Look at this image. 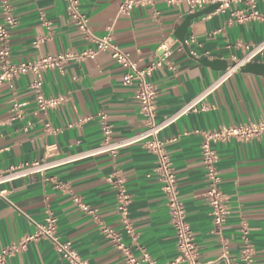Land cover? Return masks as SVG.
I'll return each instance as SVG.
<instances>
[{"label":"crops","instance_id":"obj_1","mask_svg":"<svg viewBox=\"0 0 264 264\" xmlns=\"http://www.w3.org/2000/svg\"><path fill=\"white\" fill-rule=\"evenodd\" d=\"M7 1L18 22L10 30L13 63L93 47L73 25L64 0ZM79 2L93 35L103 38L111 33L140 70L154 65L163 43H170V58L147 78L157 89L158 121L178 112L223 73L203 64V58L238 64L247 56V47L264 41V0L257 3L263 16L260 20L239 22L234 12L242 6L227 3L192 21L185 44L175 36L192 14L185 1L139 4L131 15H120V0ZM3 19L0 0V25ZM252 62L264 64V51ZM123 75L109 52L49 70L44 74L42 92L47 99L62 101L47 111L38 107L32 75L20 77L12 88L8 84L0 88V175L11 167L73 158L42 173L0 182V254L33 235L35 223L43 224L50 211L58 221L60 240L71 243L83 260L89 264H127L123 251L106 238L94 215L81 210L75 201L80 198L102 224L122 233L123 243L139 264H174L177 237L156 172L157 157L142 142L123 147L114 156L86 155L102 142V116L112 127L113 141L134 137L145 129L135 87L125 86ZM15 103L19 110H13ZM263 119L264 76L239 70L203 101L200 110L185 114L160 133L201 262L222 255V238L237 260L244 247L245 227L252 245L251 264H264V139L214 145L221 190L229 209L226 223L215 233L206 198L209 185L202 160L204 137L200 134ZM114 177L122 179L131 196L132 234L126 233L118 212ZM7 264L66 261L52 243L39 240L10 253Z\"/></svg>","mask_w":264,"mask_h":264},{"label":"built area","instance_id":"obj_2","mask_svg":"<svg viewBox=\"0 0 264 264\" xmlns=\"http://www.w3.org/2000/svg\"><path fill=\"white\" fill-rule=\"evenodd\" d=\"M68 5L69 17L73 25L84 35L85 39L93 44V47L85 49L79 53L67 52L58 55L47 56L37 61L28 63H13L10 50V30L18 24L13 13V7L7 0H2L3 8V23L0 25V88L4 84H8L11 88L17 79L25 75H32L33 81L31 88L36 93V101L40 110L47 111L60 104L61 99L45 98L42 89L44 84V74L52 69H62L68 62H83L89 59H95L101 53L109 52L114 61L123 70V84L127 87H135V98L137 99L141 114L144 116L145 129L138 135L119 141L112 140V127L107 122L105 116L101 117L102 121V142L99 147L86 155H100L116 153L128 145L142 142L145 148L157 157L156 172L160 175L163 191L167 198L171 223L175 229L178 246V256L174 264H251L253 262L252 245L248 238V230L244 227L242 233L244 238V247L239 258L236 260L230 255L226 239H221L223 246L222 255L213 261L201 262L199 260L198 246L195 242L193 232L187 222V212L183 202L179 198L178 180L175 174L173 163L170 155L165 149V143L160 139V133L175 123L179 118L189 112L200 110L203 101L222 83L231 78L240 70L241 66L252 62V60L262 51H264V41L255 46L247 47L248 54L243 61L235 67L228 68L220 77L208 88L203 90L192 101L184 105L175 114L165 117L163 120H157V89L148 81V76L152 72L162 67L170 58L172 51L171 45L168 42L161 46L160 59L146 70H140L137 63L133 61L129 52L123 50L114 42L113 36L110 33L106 37L97 38L93 35L89 27V19L82 14L80 10L79 0H64ZM120 15H131L133 10L139 4H150L156 0H120ZM168 3H176L185 1L189 4L191 13H197L207 6L217 3L218 0H165ZM222 6L227 3H235L242 6L241 9L234 12V16L239 22L260 20L263 16L257 11L258 0H222ZM20 105L13 104V110H19ZM81 122V121H79ZM204 137L202 143V160L206 168V175L209 185V190L206 194L208 203L212 209V217L215 225V233H219L226 223L229 216V209L226 203V197L221 190V175L217 167L218 154L214 148L217 143L229 141L248 142L252 140L264 139V119L258 122H250L238 126H221L217 129L200 133ZM67 158L63 160L53 159L51 161L35 162L33 164L11 167L0 175V182L9 181L19 177L29 176L35 173H42L50 168L60 165L63 162L72 160ZM113 184L118 190L117 208L121 216L122 223L127 234H132L129 221V206L131 196L128 193L123 181L119 177L112 179ZM82 211L94 215L100 223V228L103 234L111 243L118 249L122 250L127 264H139L135 259L130 249L123 243V235L119 231L110 228L99 220L88 205L84 204L80 198H75ZM57 219L52 212H48L45 222L37 224L33 235L27 237L18 247H12L10 250L3 251L0 254V264H7V256L16 252L19 249H25L30 241L47 240L52 243L55 251L61 255L66 264H89L83 260L78 253L73 249L71 243H64L60 240L57 232ZM148 256L145 255V261L149 262ZM154 264V262H149Z\"/></svg>","mask_w":264,"mask_h":264},{"label":"water","instance_id":"obj_3","mask_svg":"<svg viewBox=\"0 0 264 264\" xmlns=\"http://www.w3.org/2000/svg\"><path fill=\"white\" fill-rule=\"evenodd\" d=\"M222 0H218L217 3H214L207 8L194 13L190 14L186 17L184 22L180 25V27L176 30L175 36L176 38L183 44L186 43V37L188 33V29L192 23V21L201 18L205 15H210L217 11L220 6L222 5L221 3ZM201 62L217 71L225 72L228 68L235 67L237 64L236 63H230L227 60H220V59H215V60H209L208 58H203ZM240 70L243 72H248V73H253L257 75H262L264 76V64L263 63H258V62H249L245 64L244 66L240 67Z\"/></svg>","mask_w":264,"mask_h":264}]
</instances>
